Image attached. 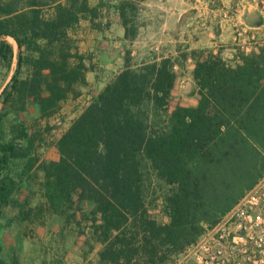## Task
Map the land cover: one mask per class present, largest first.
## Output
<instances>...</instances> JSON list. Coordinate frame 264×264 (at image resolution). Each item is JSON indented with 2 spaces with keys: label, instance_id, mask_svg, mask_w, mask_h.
<instances>
[{
  "label": "trees",
  "instance_id": "1",
  "mask_svg": "<svg viewBox=\"0 0 264 264\" xmlns=\"http://www.w3.org/2000/svg\"><path fill=\"white\" fill-rule=\"evenodd\" d=\"M52 3L47 16V0H0V229L9 211L25 214L22 195L42 175L49 210L98 247L91 264H174L264 177V48L235 66L191 50L133 67L128 52L57 141L58 158L41 162L29 120L88 86L91 67L69 36L102 7ZM118 10L135 36V6ZM190 57L196 101L187 105L176 87Z\"/></svg>",
  "mask_w": 264,
  "mask_h": 264
},
{
  "label": "rangeland",
  "instance_id": "2",
  "mask_svg": "<svg viewBox=\"0 0 264 264\" xmlns=\"http://www.w3.org/2000/svg\"><path fill=\"white\" fill-rule=\"evenodd\" d=\"M47 1L49 4L44 11L45 15L50 16L54 3L52 0ZM88 1L91 7L102 5L98 16L92 18L95 22L82 19V24L71 29L69 37L72 53L84 55L86 64L89 68L91 67L87 75L89 84L81 87L82 95L80 97L72 98L71 96L55 115L48 118H30L29 124L32 127V132L41 135L37 140V154L41 162L58 158L57 141L93 98L125 67V58L128 52L131 65L136 67L165 56L162 53L169 54V51L175 52L179 49L189 48L187 41L176 38L173 34L165 33L160 35V38H157L159 35L156 36L155 31L149 33L146 38L144 35H139L146 11L143 2L155 3V0ZM123 1L135 6V10L129 12V16L136 35H130L128 39L123 37L126 27L121 12L117 10V6ZM201 1L203 0L196 1V3ZM173 3L181 6L182 0H175ZM148 7H153V4ZM201 11L203 12V9ZM220 20H222L220 25L224 26L227 23L224 16ZM167 27L172 29L175 25L168 22ZM204 37L202 45L207 47H215V49L221 47V50L239 49V38L230 41L231 44L227 45L229 42L211 40L207 35ZM9 40L15 45L18 52L16 42L13 39ZM213 42H217V46ZM158 45L160 47H157ZM91 55H94L93 60H90ZM72 62L75 63L76 59H72ZM16 65L17 59L14 69ZM13 74L14 70L9 80ZM185 78H187V72H183L181 75V80L176 87V96L184 104L191 105L195 102V99L190 96L193 84L189 81L182 82ZM42 180V175L38 176L24 191L21 199L22 201L27 199L23 202L24 215L13 210L6 213L5 217L1 219L0 264H91L92 261H96L98 247L92 248L86 242L88 234L83 235L84 226L69 224L49 210L41 186ZM86 231L88 230L85 228ZM184 261L183 254L174 264H183Z\"/></svg>",
  "mask_w": 264,
  "mask_h": 264
},
{
  "label": "built area",
  "instance_id": "3",
  "mask_svg": "<svg viewBox=\"0 0 264 264\" xmlns=\"http://www.w3.org/2000/svg\"><path fill=\"white\" fill-rule=\"evenodd\" d=\"M245 6L259 13V25L243 21ZM234 27L239 50L264 48V0H239V23ZM184 256L183 264H264V177L219 224L207 228Z\"/></svg>",
  "mask_w": 264,
  "mask_h": 264
},
{
  "label": "crops",
  "instance_id": "4",
  "mask_svg": "<svg viewBox=\"0 0 264 264\" xmlns=\"http://www.w3.org/2000/svg\"><path fill=\"white\" fill-rule=\"evenodd\" d=\"M155 1V3H149V1L143 2V4L146 6V11L144 12V23L140 28L139 35H144L146 38L148 37L149 33H152V31L156 32V36L159 35L157 38H160V35H164L165 33L168 35L173 34L176 36V38L187 41V45L189 46L187 49H179L175 52L169 51V54L162 53L165 55L163 57L177 58L182 52L200 50L204 51L206 54H218L229 64L235 66L242 63L241 55L243 53H258L262 49L254 48L244 52L237 48H227L221 50V47L215 49V47H207L206 45H202L203 39L205 38L204 35H207L209 38H211V40L229 42L227 45H230L233 40L237 39V30L235 29L234 25L239 23V0H203L200 3H196V1L200 0H193V2H191V0H182L181 6L173 3L175 0ZM151 4H153V7L149 8L148 6H151ZM202 9L203 12L201 11ZM242 10L241 17H243V21L246 24L250 26H257L261 23V18L258 12L251 10L246 6ZM225 13L228 14L225 15ZM223 16L226 17L225 20L227 22L224 26L220 25V21L222 22L220 19ZM82 19L79 24H82ZM86 20L92 23L95 22V20L92 18ZM168 22L174 24L175 27L168 29ZM126 32L127 31L125 28L123 37L128 39L126 37ZM213 43H216L215 46H217V42ZM157 47L160 46L158 45ZM194 68L195 61L191 57L185 62L184 66L180 68L182 73L187 72V78L183 79L182 82L189 81V83H192V92L196 87V82L193 77ZM180 80L181 78L179 81ZM190 96L195 99V96L192 94H190Z\"/></svg>",
  "mask_w": 264,
  "mask_h": 264
},
{
  "label": "water",
  "instance_id": "5",
  "mask_svg": "<svg viewBox=\"0 0 264 264\" xmlns=\"http://www.w3.org/2000/svg\"><path fill=\"white\" fill-rule=\"evenodd\" d=\"M0 38H5V37H3V36H0Z\"/></svg>",
  "mask_w": 264,
  "mask_h": 264
}]
</instances>
